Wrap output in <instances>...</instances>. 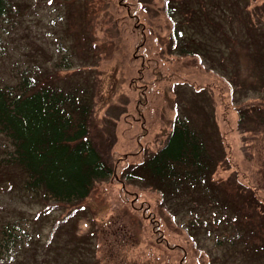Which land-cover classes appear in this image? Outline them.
Here are the masks:
<instances>
[{"label":"rangeland","instance_id":"374dc122","mask_svg":"<svg viewBox=\"0 0 264 264\" xmlns=\"http://www.w3.org/2000/svg\"><path fill=\"white\" fill-rule=\"evenodd\" d=\"M200 1L189 0L205 9V27L186 22L197 52L185 54L172 36L178 19L166 14L170 0L29 1L6 36L0 86L27 67L40 69L45 83L87 87L92 139L109 152L114 173L65 205L23 191L22 173L0 166V225L26 219L38 253L57 245L61 264L264 263V188L256 185L264 160L255 145L264 111V0ZM237 15L251 16L247 45ZM65 54L72 67L57 68ZM180 120L203 135L204 179L180 177L178 188L163 190L124 176L156 155ZM11 149L0 135V158ZM34 254L28 247L16 264H36Z\"/></svg>","mask_w":264,"mask_h":264},{"label":"trees","instance_id":"16d2710c","mask_svg":"<svg viewBox=\"0 0 264 264\" xmlns=\"http://www.w3.org/2000/svg\"><path fill=\"white\" fill-rule=\"evenodd\" d=\"M29 1L0 0V56L6 53V36L19 25ZM181 1L170 0L166 8L167 15L178 19L173 37L181 53H196V41L184 34L183 30L188 24L193 25V22L202 28L205 9L201 7L200 10L199 2V7H193L189 0ZM180 15L183 19H180ZM207 16L208 22L213 24V30H219L220 23ZM237 16L245 20V27L249 31V39L244 40L247 45L252 38V26L247 21L251 20V16ZM262 35L264 37V32ZM185 39L189 43L186 44ZM197 42L205 44L203 41ZM220 48L223 49H216L222 53ZM63 59L65 62L58 63L57 68L72 67L69 54H65ZM39 71L23 68L19 70L14 84L0 86V135L6 138L12 148L0 158V166L8 171L9 168L18 169L24 176L20 189L28 194L39 196L42 201L74 205L88 198L96 183L111 179L114 169L107 157L109 152H105L92 139L90 125L94 106L88 100L89 89L83 85L65 89L54 85L49 79L50 83H45L41 81ZM260 78L264 85V70ZM243 121L244 116L240 114L239 124L242 125ZM260 123L259 139L255 145L258 158L264 160V111ZM207 156L203 135L189 122L180 120L158 153L141 166L133 168V171L130 167L124 176L138 182L142 180L148 187L164 190L172 186L176 189L180 177L181 181L192 180L195 183L204 179L200 174L206 169ZM258 174L260 180L256 185L264 188V164L258 168ZM24 221L27 220L18 218L0 225V264L22 261L21 253L27 251L28 247L35 249L33 259L36 264H61L57 245L44 244L38 253L36 249L40 242L37 243V235L30 228V222ZM41 256L43 262L38 260Z\"/></svg>","mask_w":264,"mask_h":264},{"label":"snow or ice","instance_id":"6c2138e0","mask_svg":"<svg viewBox=\"0 0 264 264\" xmlns=\"http://www.w3.org/2000/svg\"><path fill=\"white\" fill-rule=\"evenodd\" d=\"M49 2H51V0H49Z\"/></svg>","mask_w":264,"mask_h":264}]
</instances>
